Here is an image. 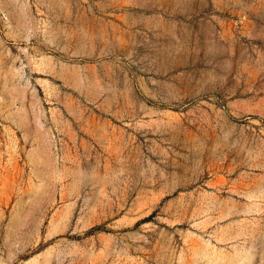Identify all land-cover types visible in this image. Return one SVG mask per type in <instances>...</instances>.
Segmentation results:
<instances>
[{
  "label": "rangeland",
  "instance_id": "374dc122",
  "mask_svg": "<svg viewBox=\"0 0 264 264\" xmlns=\"http://www.w3.org/2000/svg\"><path fill=\"white\" fill-rule=\"evenodd\" d=\"M0 264H264V0H0Z\"/></svg>",
  "mask_w": 264,
  "mask_h": 264
}]
</instances>
